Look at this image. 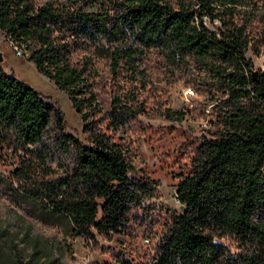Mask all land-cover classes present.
Segmentation results:
<instances>
[{"label": "trees", "instance_id": "1", "mask_svg": "<svg viewBox=\"0 0 264 264\" xmlns=\"http://www.w3.org/2000/svg\"><path fill=\"white\" fill-rule=\"evenodd\" d=\"M1 33L83 121L72 133L57 101L0 62V161L13 165L0 192L12 205L71 237L128 239L116 264H264V68L253 76L246 55L264 54V0H0ZM152 67L206 94L168 117L216 125L176 175L185 208L161 220L148 202L158 180L136 169L129 141ZM139 234L157 237L149 259ZM25 236L32 264H65L55 239ZM0 237V264H20L16 234L0 225Z\"/></svg>", "mask_w": 264, "mask_h": 264}, {"label": "rangeland", "instance_id": "2", "mask_svg": "<svg viewBox=\"0 0 264 264\" xmlns=\"http://www.w3.org/2000/svg\"><path fill=\"white\" fill-rule=\"evenodd\" d=\"M11 41L9 36L4 33L0 34L4 70L8 74H14L27 80L42 93L57 101L65 113L70 131L83 136L81 115L74 108L68 94L39 72L35 64L28 60L30 51L23 56H17ZM246 55L253 61L254 69L264 68V54L258 56L249 47ZM151 65L153 62H149L148 66ZM151 72L155 87L148 85L141 94V98L146 100V112L132 123L129 129V141L136 169L144 170L158 180L155 196L148 202L155 206L154 217L158 216L161 220L166 214L167 207L180 209V204L174 199L175 184L178 180L176 175L188 165L190 149L188 145L199 143L202 135H207L208 131L216 128V125L213 123L215 118L212 114H208L207 118L192 117L186 114L181 120L168 117L167 107L172 110H183L193 100L204 101L206 94H197L195 91L187 92L186 89L190 85L185 80L180 78L173 80L161 69L152 67ZM107 86V89L99 93L104 108H108L110 102L111 86ZM12 167L13 165L8 162L0 161V176L7 175ZM0 225L9 226L16 234L15 241L18 246L14 254L20 264L31 262V246L25 240L26 233L40 234L47 239H55L62 246L60 260L65 264H75L77 259L83 257L88 259L89 264H116L117 254L122 251L129 253L131 249L128 239L123 240L118 235L110 240L98 235L95 242L87 241L81 235L71 237L65 228L59 225L44 224L30 216L24 209L15 207L1 192ZM158 225L156 224V227ZM156 239L155 236L152 239L142 234L138 236L137 245L141 247L142 253L146 250L147 259H149V253L153 252ZM122 240L127 244H122ZM2 241L0 237V243ZM55 256H58V253H55Z\"/></svg>", "mask_w": 264, "mask_h": 264}, {"label": "built area", "instance_id": "3", "mask_svg": "<svg viewBox=\"0 0 264 264\" xmlns=\"http://www.w3.org/2000/svg\"><path fill=\"white\" fill-rule=\"evenodd\" d=\"M11 45H12L13 50H14V52H15V54H16L17 56H23V55L27 54V50H26L25 45H23V44H18V43H15V42H13V41H11ZM186 90H187V92H191V93H193V90L191 89V87H188ZM174 199L179 203V200H178V197H177V195H176V192H174ZM179 204H180V203H179ZM175 209H176V208H175ZM177 210L180 211L181 209H177ZM75 262H80L81 264H89L88 259H86L85 257H83V258H79V259H77Z\"/></svg>", "mask_w": 264, "mask_h": 264}, {"label": "water", "instance_id": "4", "mask_svg": "<svg viewBox=\"0 0 264 264\" xmlns=\"http://www.w3.org/2000/svg\"><path fill=\"white\" fill-rule=\"evenodd\" d=\"M4 60V56L2 51L0 50V62H2ZM258 72V69H254L253 70V76H255ZM185 207L183 205H180V209H184Z\"/></svg>", "mask_w": 264, "mask_h": 264}, {"label": "bare ground", "instance_id": "5", "mask_svg": "<svg viewBox=\"0 0 264 264\" xmlns=\"http://www.w3.org/2000/svg\"><path fill=\"white\" fill-rule=\"evenodd\" d=\"M165 209V208H164ZM75 264H81L80 262H76Z\"/></svg>", "mask_w": 264, "mask_h": 264}]
</instances>
